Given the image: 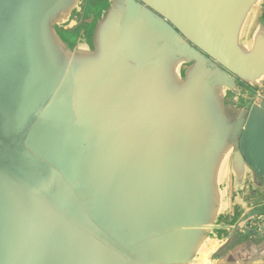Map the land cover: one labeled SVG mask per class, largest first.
<instances>
[{
  "label": "water",
  "instance_id": "obj_1",
  "mask_svg": "<svg viewBox=\"0 0 264 264\" xmlns=\"http://www.w3.org/2000/svg\"><path fill=\"white\" fill-rule=\"evenodd\" d=\"M261 88L264 0H0V264H264Z\"/></svg>",
  "mask_w": 264,
  "mask_h": 264
},
{
  "label": "crops",
  "instance_id": "obj_2",
  "mask_svg": "<svg viewBox=\"0 0 264 264\" xmlns=\"http://www.w3.org/2000/svg\"><path fill=\"white\" fill-rule=\"evenodd\" d=\"M251 230L255 232L254 239L264 237V208L254 212L237 225L229 240V244H236L241 240V237L243 238Z\"/></svg>",
  "mask_w": 264,
  "mask_h": 264
},
{
  "label": "rangeland",
  "instance_id": "obj_3",
  "mask_svg": "<svg viewBox=\"0 0 264 264\" xmlns=\"http://www.w3.org/2000/svg\"><path fill=\"white\" fill-rule=\"evenodd\" d=\"M90 19H91V16L89 14H87L85 11H83V10L82 11H79V13L77 15V18H76V20L74 22V26H76V27H82Z\"/></svg>",
  "mask_w": 264,
  "mask_h": 264
},
{
  "label": "built area",
  "instance_id": "obj_4",
  "mask_svg": "<svg viewBox=\"0 0 264 264\" xmlns=\"http://www.w3.org/2000/svg\"><path fill=\"white\" fill-rule=\"evenodd\" d=\"M256 93H257L259 96L264 97V88H261L260 90L256 91Z\"/></svg>",
  "mask_w": 264,
  "mask_h": 264
}]
</instances>
